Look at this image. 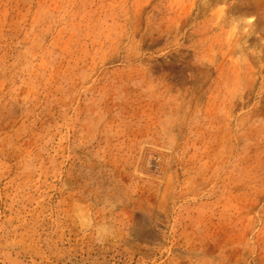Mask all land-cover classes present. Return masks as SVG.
Here are the masks:
<instances>
[{
  "label": "rangeland",
  "instance_id": "374dc122",
  "mask_svg": "<svg viewBox=\"0 0 264 264\" xmlns=\"http://www.w3.org/2000/svg\"><path fill=\"white\" fill-rule=\"evenodd\" d=\"M0 264H264V0H0Z\"/></svg>",
  "mask_w": 264,
  "mask_h": 264
},
{
  "label": "clouds",
  "instance_id": "9594fccd",
  "mask_svg": "<svg viewBox=\"0 0 264 264\" xmlns=\"http://www.w3.org/2000/svg\"><path fill=\"white\" fill-rule=\"evenodd\" d=\"M76 220L81 231H94L95 240L98 244H103L104 241L112 234V227L108 224H95L93 213L87 205H77Z\"/></svg>",
  "mask_w": 264,
  "mask_h": 264
},
{
  "label": "bare ground",
  "instance_id": "6f19581e",
  "mask_svg": "<svg viewBox=\"0 0 264 264\" xmlns=\"http://www.w3.org/2000/svg\"><path fill=\"white\" fill-rule=\"evenodd\" d=\"M250 27H253L254 25L253 24H251V22L248 24Z\"/></svg>",
  "mask_w": 264,
  "mask_h": 264
}]
</instances>
